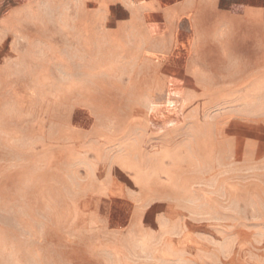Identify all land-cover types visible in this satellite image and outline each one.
I'll use <instances>...</instances> for the list:
<instances>
[{"label": "rangeland", "instance_id": "obj_1", "mask_svg": "<svg viewBox=\"0 0 264 264\" xmlns=\"http://www.w3.org/2000/svg\"><path fill=\"white\" fill-rule=\"evenodd\" d=\"M26 3L10 0L2 11ZM48 25L52 38L5 37L0 49V264H165L172 239L121 229L132 210L112 195L128 185L140 201L157 199L158 188L187 201L195 185L210 194L206 217L218 223L216 196L235 191L236 180L244 229L203 233L243 239L224 253L243 264L264 258V199L251 198L264 191V171L219 170L212 161L201 174L191 165L187 55L144 54L131 38L61 39L60 23ZM222 201L230 210L234 200ZM174 218L191 223V215ZM188 244L179 253L191 254Z\"/></svg>", "mask_w": 264, "mask_h": 264}, {"label": "crops", "instance_id": "obj_2", "mask_svg": "<svg viewBox=\"0 0 264 264\" xmlns=\"http://www.w3.org/2000/svg\"><path fill=\"white\" fill-rule=\"evenodd\" d=\"M8 1L0 0V49L5 37L52 38L48 24L54 17L61 39L131 38L144 54L187 55L191 165L201 168V174L212 161L219 170L264 171V0H27L22 9L4 14ZM57 8L59 14L53 15ZM20 22L27 26L22 34ZM37 25L44 27L38 34ZM234 184L235 191L225 189L216 196L221 206L218 223L206 217L210 194L203 190L200 196L195 185L187 201L160 188L157 199L140 201L128 185L112 197L132 210L130 223L125 220L121 229L137 235L159 232L162 239H172L176 249L164 258L165 264H243L242 255L224 254L231 241L238 247L243 239L222 234L216 239L203 233L244 229L237 222L244 209L243 182ZM251 198L264 199V191H253ZM228 199L234 200L230 210L222 201ZM176 215H191V223L174 222ZM150 220L158 221V229ZM169 220L173 222L166 225ZM186 242L191 254L179 253ZM198 245L218 246L219 255L196 256L193 250ZM256 259V264H264V258Z\"/></svg>", "mask_w": 264, "mask_h": 264}]
</instances>
